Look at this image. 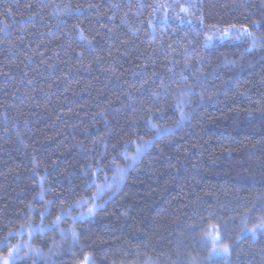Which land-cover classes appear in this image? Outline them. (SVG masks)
<instances>
[{
	"label": "trees",
	"instance_id": "16d2710c",
	"mask_svg": "<svg viewBox=\"0 0 264 264\" xmlns=\"http://www.w3.org/2000/svg\"><path fill=\"white\" fill-rule=\"evenodd\" d=\"M13 251L264 264V0H0V254Z\"/></svg>",
	"mask_w": 264,
	"mask_h": 264
},
{
	"label": "rangeland",
	"instance_id": "374dc122",
	"mask_svg": "<svg viewBox=\"0 0 264 264\" xmlns=\"http://www.w3.org/2000/svg\"><path fill=\"white\" fill-rule=\"evenodd\" d=\"M209 242L211 243V246L213 247L212 254L217 255V254H224L226 253V248L223 246L219 240V235L217 234L216 231H213L210 238ZM14 251L9 253V254H0V264H13L14 263Z\"/></svg>",
	"mask_w": 264,
	"mask_h": 264
},
{
	"label": "snow or ice",
	"instance_id": "6c2138e0",
	"mask_svg": "<svg viewBox=\"0 0 264 264\" xmlns=\"http://www.w3.org/2000/svg\"><path fill=\"white\" fill-rule=\"evenodd\" d=\"M245 31H246V29H245ZM226 34H227V30H226Z\"/></svg>",
	"mask_w": 264,
	"mask_h": 264
}]
</instances>
